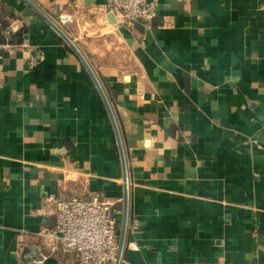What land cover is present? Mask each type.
I'll list each match as a JSON object with an SVG mask.
<instances>
[{"label": "crops", "instance_id": "1", "mask_svg": "<svg viewBox=\"0 0 264 264\" xmlns=\"http://www.w3.org/2000/svg\"><path fill=\"white\" fill-rule=\"evenodd\" d=\"M29 1L106 97L27 2L0 0V30L26 32L0 44V264H77L37 232L58 199L96 194L121 229L126 171L120 264H264V0H150L140 27L96 10L109 0Z\"/></svg>", "mask_w": 264, "mask_h": 264}, {"label": "built area", "instance_id": "2", "mask_svg": "<svg viewBox=\"0 0 264 264\" xmlns=\"http://www.w3.org/2000/svg\"><path fill=\"white\" fill-rule=\"evenodd\" d=\"M95 8L104 14L113 12L119 27L137 21L148 25L157 13L156 1L150 0H109L107 6ZM14 31L17 30L10 26L5 33L9 36ZM43 59L41 55L31 54L29 67L37 66ZM6 82L5 71L0 70V86ZM124 181L130 186V179ZM119 227V212L113 200L97 194L65 196L57 200L54 225L43 227L37 237L48 256L74 254L77 264H115L119 259Z\"/></svg>", "mask_w": 264, "mask_h": 264}, {"label": "water", "instance_id": "3", "mask_svg": "<svg viewBox=\"0 0 264 264\" xmlns=\"http://www.w3.org/2000/svg\"><path fill=\"white\" fill-rule=\"evenodd\" d=\"M25 2H27V4L35 11L37 12V14H39L43 20H45L54 30H56L59 35L66 41V43L70 46V48L78 55V57L82 60V62L85 64V66L88 68V70L90 71V73L92 74V76L95 79V82L98 86V88L100 89V91L102 92L103 96L106 97V94L104 93L98 78L96 76V72L93 69V67L91 66V64L89 63V61L87 60L85 54L81 51V49L79 48V46L69 37V35L67 34V32L63 29V27L57 23L53 18L48 17L47 15H45L37 6H35L31 1L29 0H24ZM111 16V23L115 24L116 22V18L113 12H111L110 14ZM141 21H137L135 22V25L140 27L141 26ZM106 100V99H105ZM107 102V100H106ZM108 104V103H107ZM108 108L109 111L112 113L109 104H108ZM113 116V113H112ZM114 120V117H113ZM115 122V121H114ZM118 131V130H117ZM119 145L121 150L122 145H121V140L119 138ZM123 151V150H122ZM124 164H125V169H127V163H126V158L124 159ZM125 179H129L128 176V172H125ZM129 185H126V191H125V197H124V212H123V218H122V226L120 229V241H119V249H118V260L115 262V264H120V259L124 253L125 247H126V239H127V233H128V225H129Z\"/></svg>", "mask_w": 264, "mask_h": 264}, {"label": "trees", "instance_id": "4", "mask_svg": "<svg viewBox=\"0 0 264 264\" xmlns=\"http://www.w3.org/2000/svg\"><path fill=\"white\" fill-rule=\"evenodd\" d=\"M55 21L60 24V22H58L57 20H55ZM60 25H62V24H60ZM8 27H9V25H7L3 30H0V44H18V43H22L23 40H24V36L26 34L25 26L21 27V29L18 30V31L11 32L10 35L7 36L6 33H5V30ZM68 49H70V48H68Z\"/></svg>", "mask_w": 264, "mask_h": 264}]
</instances>
